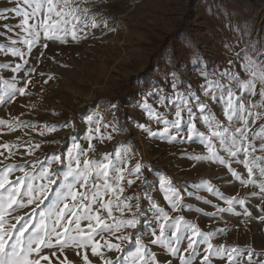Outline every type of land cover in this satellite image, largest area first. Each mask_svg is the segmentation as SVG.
<instances>
[{
	"label": "snow or ice",
	"instance_id": "6c2138e0",
	"mask_svg": "<svg viewBox=\"0 0 264 264\" xmlns=\"http://www.w3.org/2000/svg\"><path fill=\"white\" fill-rule=\"evenodd\" d=\"M10 2L16 6L5 8L3 13H0V19H8L7 13L21 19L18 25H3L7 31L0 33V36L10 43L0 44V54L18 58L20 62L0 63V70L7 69L14 74L11 79L0 76V88L4 89L3 96H0V105L6 102L5 98L15 101L17 96L28 94V85L32 82L30 75L36 69L28 66L29 60L26 57L30 56L33 48L40 43L41 35L45 38L42 47L47 49L48 41L67 43L69 37L73 41L87 39L89 29H96L101 25L107 27L106 20L100 19L98 22L97 16L91 13L93 7L99 6L95 0H10ZM14 28L21 31L15 32ZM229 28L234 32L239 30L231 25ZM236 43L238 44L239 40ZM16 45H23L26 50ZM224 46L229 50L234 47L228 43ZM43 55L41 52L36 59L39 60ZM232 55L235 59H229L228 67L222 70L200 67L198 78L202 83L199 86L185 80L180 75L179 67L169 68L160 83L146 93L140 94L137 104L147 119L154 121L159 127L153 130L142 122L133 120L132 123L136 129L142 130L150 138L177 143L198 142L204 146L206 153L189 155L185 151L184 158L192 161L193 166L198 162L224 166L231 177L241 185L258 187L259 192H252L251 195H259L264 201V155H256L257 152L264 153V123L260 124L256 132H252V126L257 121H264V67H262L264 52L257 53L255 57L251 51L233 52ZM173 63H176L175 55ZM21 71L25 72V75L18 81L15 74ZM21 82L23 86H18ZM257 94L261 99L254 103L252 97ZM109 103L115 107L114 101ZM212 104L219 106V116L212 110ZM159 107H163L165 111H158ZM169 115L173 118L168 119ZM87 120L93 122V115L90 114ZM197 121L206 131H200ZM95 123L99 125V119ZM4 125L10 130L13 129L10 121L0 119V126ZM16 126L36 127L23 125V122ZM68 126L70 124L51 127L45 125V128L49 132H54L57 127ZM109 126L104 125L105 128ZM119 130L112 127V131ZM95 132H100L99 126L95 128ZM92 133L93 130L89 129L87 139L90 143L87 150L83 149L78 141L73 142V151L67 153L68 171L62 183H58L57 173L52 169L53 163L61 161L60 154H50L45 161L32 162V171L15 164H6L0 168V264H42V261L45 264H52L53 260L56 264H75L74 261L68 260L66 254L58 257L56 251L49 254L45 252L46 249H55L63 254L65 249L72 248L82 264H92L87 252L81 251L89 248L91 255L102 260L103 264H173L174 259L178 264H196L197 258H200V264H211L210 257L223 258L227 254L231 262V253L242 251L222 245L214 246L211 239L215 232L202 231L196 223L188 221L183 215L173 217L171 212L161 206L148 192L144 193V197L150 205L144 212L140 211L139 196L121 199L125 191L124 182L131 186L135 180L142 178V169L150 166L137 161L134 166L128 167L135 156L128 143L119 144L114 153L102 154L98 161L89 159L88 152L95 150L91 144L94 138L101 141L105 138L112 139L111 134L106 137L104 135L94 137ZM257 140L260 141L258 146ZM22 146L27 148L28 155L33 154L34 149L40 148L39 143L32 145L31 142ZM14 147L7 143L0 145V148L9 150V156L14 154L11 151ZM0 156H4V152H0ZM36 164H40L39 170H36ZM233 164L242 165L246 169V176L238 172ZM16 171L23 175L10 179V175ZM53 185L56 187L53 188ZM158 188L172 212L183 208L210 217L224 213L243 214L249 218L252 215L247 207H244L243 213L235 211L236 205H246L245 199L225 196L207 181L195 184L191 192L187 189L183 192L187 197L195 196L197 200L212 205L216 209L213 212H205L200 208L193 209L192 205L184 204L181 190L166 175L160 176ZM199 188H204L223 200L227 206L213 204L211 200L196 195V189ZM105 196L109 198L105 199ZM133 199L137 200L136 204L131 203ZM45 201L48 203L45 204ZM29 205L35 207L31 209L30 214H25L27 219L22 215L11 216L12 212L27 208ZM96 205L99 207H94ZM114 210L118 211L121 217H124L125 213H130V217L117 220L113 214ZM102 212L106 213V216H103ZM138 214L145 216L144 227L148 231L137 232L133 239L132 234H126L125 230L137 228L141 222ZM258 219L264 221V215ZM12 220L15 223L11 222ZM85 220L88 223L82 227L81 222ZM219 231L223 233L225 229ZM105 232L115 237L117 242L105 239L103 235ZM145 234L150 237L147 244L141 238ZM97 236L100 239H96ZM185 241L186 247L183 246ZM125 242H134V250L126 252L122 247ZM202 244L206 245L203 252L200 248ZM151 246H157L159 252L152 251ZM101 248L116 252L118 254L116 259L104 256ZM248 251L251 264V249Z\"/></svg>",
	"mask_w": 264,
	"mask_h": 264
},
{
	"label": "rangeland",
	"instance_id": "374dc122",
	"mask_svg": "<svg viewBox=\"0 0 264 264\" xmlns=\"http://www.w3.org/2000/svg\"><path fill=\"white\" fill-rule=\"evenodd\" d=\"M95 2L99 6L93 7L91 13L97 16L98 22L100 19L106 20L107 27L101 25L99 28L89 29L87 39L73 41L69 37L67 43L48 41L47 49L42 47L45 38L41 35L40 43L33 48L31 55L26 57L29 60L28 66L36 69L30 75L32 82L28 85V94L17 96L15 101L5 98L6 102L0 105V119L13 124L11 130L7 125L0 126V145L7 143L15 146L11 150L14 153L11 156H9V150L0 148V152H4V156H0L2 161L0 168L6 164H15L18 167L23 166L27 171H32V162L45 161L50 154H60L61 161L53 163L52 169L57 173L58 183H62L68 171L67 153L73 151V142L78 141L80 146L87 150L90 143L87 139L89 129L93 130L94 137L100 135L106 137L111 134L110 140L105 138L101 141L94 138L91 141L95 150L88 152L89 159L98 161L102 158V154L114 153L119 144L128 143L135 153L128 167L131 168L137 161L150 166V168L142 169V178L135 180L131 186L124 182L125 191L121 199L127 196H139L140 211L144 212L150 205L144 197V193L148 192L161 206L170 211L173 217L183 215L188 221L196 223L202 231L215 232L211 239L214 246L222 245L229 249L242 250L231 253V262L227 254L223 258L210 257L211 264H250L248 249H251V264H261L264 262V255H261L264 253V221L259 220L258 217L264 215L262 211L264 201L259 195H251L252 192H259L258 187L241 185L239 181L231 177L224 166L215 163L198 162L193 166V162L184 158L183 153L186 151L189 155L205 154L206 149L198 142L177 143L150 138L142 130L136 129L132 121L142 122L153 130L159 127L154 121L147 119L137 104L140 94L146 93L160 83L169 68L179 67L180 75L185 80L199 86L202 83V80L198 78L200 67L207 66V69L214 68L218 71L228 67L229 59H235L233 52L251 51L253 57L259 52H264V47H261L264 45V0L257 2L251 0H95ZM191 4H193L191 34L188 41H183L178 46L180 58L177 59L174 53H169L163 57L157 67L149 66L148 73L156 75L157 79H152L148 74H144L142 78L138 77L132 94L121 101L120 96L128 93L127 85L130 77L142 75L141 73H144L148 67L153 48L150 45L156 40L161 41L175 31L182 23L186 9ZM15 6V3L10 0H0V13H3L5 8ZM6 15L8 19H0V33L7 31L3 25L15 26L20 23V17H15L12 13ZM229 25L239 30L234 32ZM14 31L21 30L14 28ZM237 40H239L238 44ZM9 43L7 39L0 36V44ZM226 43L234 47L229 50L224 46ZM16 46L26 50L23 45ZM200 49L210 55V64H207ZM41 52L44 55L37 60ZM174 55L176 63H173ZM17 62H20L18 58L0 54V63ZM13 75L7 69L0 70V76L5 79H11ZM15 75L19 81L21 77H24L25 72L21 71ZM18 86H23V83H19ZM3 92L4 89L0 88V96H3ZM260 99L257 94L252 97V102H259ZM94 101L95 103L92 104ZM110 101L115 102V107L110 105ZM212 110L219 116V106L212 104ZM158 111L163 112L165 109L159 107ZM73 112H75L74 118L71 116ZM90 114L93 115V122L87 120ZM172 118L171 115L168 116V119ZM97 119H99V125L95 123ZM21 122L23 125L36 127H17L16 125ZM261 123L264 121H257L252 126V132H256ZM66 124L70 126L57 127L54 132H49L45 128V125L51 127ZM105 124L110 126L105 128ZM97 126L100 128L99 133L95 132ZM113 126L120 130L112 131ZM197 126L200 131H206L199 121ZM65 136L67 138L64 141ZM28 142L32 145L39 143L40 148L34 149L33 154L28 155L27 148L22 146ZM259 143L260 141L257 140V146ZM256 155H264V153L257 152ZM154 165L166 166L173 178L162 170L154 168ZM35 167L39 170L40 164H36ZM233 167L246 176V169L242 165L233 164ZM22 175L23 173L16 171L10 175V179ZM161 175L171 178L173 184L181 190L182 195H184V189L191 192L195 184L207 181L225 196L245 199L246 205H236L235 211L243 213L244 207H247L252 214L251 218L243 214L231 213L210 217L183 208L172 212L158 188ZM128 178L135 179V177ZM196 195L211 200L213 204L227 206L223 200L213 196L204 188L196 189ZM108 198L105 196V199ZM47 203L48 201H45V204ZM131 203L136 204L137 200L133 199ZM183 203L192 205L193 209H203L205 212L216 211L212 205L197 200L195 196L184 195ZM33 207L35 205H29L27 208L12 212L11 216L22 215L27 219L25 214H30ZM113 214L117 220L130 217V213H125V216L121 217L115 210ZM102 215L106 216V213L102 212ZM139 219L141 222L136 229L125 230L126 234H132L133 239L137 232L148 231L144 227L145 216L139 215ZM11 222L15 223L14 220ZM87 223L86 220L82 221L81 226L84 227ZM220 229L225 231L221 233ZM103 235L105 239L117 242L109 233L105 232ZM141 238L145 244L150 239L146 234ZM96 239L100 237L97 236ZM186 243L187 241L184 242V247ZM122 247L129 252L134 250L135 244L125 242ZM205 247L206 245H200L202 252ZM151 249L159 252L157 246H151ZM51 251H56L58 257L66 254L69 261L82 264L72 248L65 249L63 254L55 249L45 250L49 254ZM81 251L87 252L92 264H103L102 260L91 255L90 248ZM101 252L113 260L118 255L114 251H107L106 248H101ZM42 264L45 262L42 261ZM52 264H56V261L53 260ZM173 264H178V261L174 259ZM196 264H200V258H197Z\"/></svg>",
	"mask_w": 264,
	"mask_h": 264
},
{
	"label": "trees",
	"instance_id": "16d2710c",
	"mask_svg": "<svg viewBox=\"0 0 264 264\" xmlns=\"http://www.w3.org/2000/svg\"><path fill=\"white\" fill-rule=\"evenodd\" d=\"M253 2H257L258 0H251ZM193 4H191V6L189 5L186 9V12L184 14V18L182 23L180 24V26L173 31L172 33H170L169 35H167L164 39H162L161 41H155L154 43H152L150 46L153 47L152 48V53L150 56V61L148 64V67L146 68L144 73H141L142 75H132L129 79L128 82V93H126L123 96H120V100L124 101V99L129 96L130 94H132V89L135 87V80L138 77L144 76V74H148V76L152 77V79H157L156 75H153L152 73H148L149 71V66H153V67H157L158 64H160L162 62V59L164 56H167L169 53H174L177 57V59L180 58L179 56V52H178V46H180L181 42L183 41H188L189 37H190V27L192 26L191 23V7ZM201 53L203 54L204 59L206 60L207 64H210L211 61V57L210 55H208L205 51L201 50ZM130 87V88H129ZM96 101V100H95ZM95 101L92 103L94 104ZM73 118L75 116V112H73V114L71 115ZM67 138V136H65L63 138V140L65 141ZM154 168L156 169H160L163 172H165V174L172 176L168 170V168L166 166H160L157 167L154 165ZM173 178V176L171 177Z\"/></svg>",
	"mask_w": 264,
	"mask_h": 264
}]
</instances>
